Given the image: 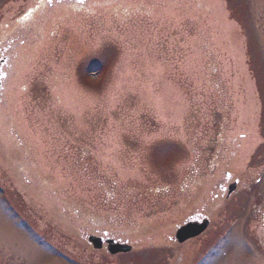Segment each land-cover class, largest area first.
<instances>
[{
    "label": "rangeland",
    "instance_id": "obj_1",
    "mask_svg": "<svg viewBox=\"0 0 264 264\" xmlns=\"http://www.w3.org/2000/svg\"><path fill=\"white\" fill-rule=\"evenodd\" d=\"M0 264H264V0H0Z\"/></svg>",
    "mask_w": 264,
    "mask_h": 264
},
{
    "label": "water",
    "instance_id": "obj_2",
    "mask_svg": "<svg viewBox=\"0 0 264 264\" xmlns=\"http://www.w3.org/2000/svg\"><path fill=\"white\" fill-rule=\"evenodd\" d=\"M237 187V182L231 184L228 189V196H230ZM209 226V220L206 218L200 221L188 220L182 227L176 231L175 239L178 243H183L189 239H195L203 232H205ZM88 242L93 246L95 250H101L103 248V243L107 244V250L111 255L119 253L131 252L132 247L127 243H119L114 240H104L100 237L89 236L87 238Z\"/></svg>",
    "mask_w": 264,
    "mask_h": 264
},
{
    "label": "flooded vegetation",
    "instance_id": "obj_3",
    "mask_svg": "<svg viewBox=\"0 0 264 264\" xmlns=\"http://www.w3.org/2000/svg\"><path fill=\"white\" fill-rule=\"evenodd\" d=\"M225 176H226V180H225V182L221 183V184L218 186L219 192H221L220 195H225V194L228 192V187H229V185L231 184V183H230V179H231L230 175H229L228 173H226ZM215 197L217 198L218 195H215ZM228 198H229V197L226 196V199H228ZM203 211H204V210H203ZM202 217H204V214H203V213L196 215V216L193 218V220H199V219H201ZM206 230L208 231V229H206ZM207 231H206V232H207ZM206 232H205V233H206ZM88 236L102 237L104 240H106V239H113L111 236L108 235V233H104L103 235H100V234H93V235H92V234H91V235H87L86 237H88ZM104 246H105V245H104Z\"/></svg>",
    "mask_w": 264,
    "mask_h": 264
},
{
    "label": "snow or ice",
    "instance_id": "obj_4",
    "mask_svg": "<svg viewBox=\"0 0 264 264\" xmlns=\"http://www.w3.org/2000/svg\"><path fill=\"white\" fill-rule=\"evenodd\" d=\"M51 2V0H49V3Z\"/></svg>",
    "mask_w": 264,
    "mask_h": 264
}]
</instances>
